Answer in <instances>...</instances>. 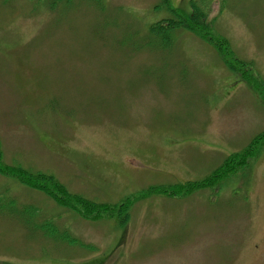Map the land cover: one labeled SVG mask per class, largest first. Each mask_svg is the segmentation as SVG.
<instances>
[{
  "label": "rangeland",
  "instance_id": "1",
  "mask_svg": "<svg viewBox=\"0 0 264 264\" xmlns=\"http://www.w3.org/2000/svg\"><path fill=\"white\" fill-rule=\"evenodd\" d=\"M194 7L199 33L149 36ZM263 131L264 0H0L3 159L95 202L134 197L88 220L0 175V205L53 229L0 208V264H264V138L189 186Z\"/></svg>",
  "mask_w": 264,
  "mask_h": 264
},
{
  "label": "trees",
  "instance_id": "2",
  "mask_svg": "<svg viewBox=\"0 0 264 264\" xmlns=\"http://www.w3.org/2000/svg\"><path fill=\"white\" fill-rule=\"evenodd\" d=\"M58 1L61 3L62 0L61 1L58 0ZM200 15L203 16L204 13H202L200 9L196 8L192 12L191 20L190 22H188V24H186V22L179 17L177 19H169V21L162 20L157 23H154L149 28V36L153 37L156 41H159L163 45V47H166V45L169 42V33L173 28H186L187 30H190L192 33H197L198 29L196 23L198 21L197 17ZM262 138H264V132L255 136L250 142V144L246 147V149L243 150L242 152L229 155L221 165H219L209 174V176L204 180V183L203 182L190 183L189 186H191V189L194 190L198 189L199 184L203 185V184H208L209 182L212 183V181L224 177L225 174L227 173V170L230 171L237 164H240V161L244 160L246 156H250V150L254 148V146ZM0 175L12 176L13 180L16 181L17 183L24 185L29 189L38 191L44 195L51 197V199H53V201L59 206L68 208L76 215H79L81 217L83 216L88 220H101L103 218H111V216L114 214H118V216L124 218L126 216L127 208L130 202H132L134 198V197H126L123 200L122 204L121 203L111 204L107 202H95L81 195L72 193L66 188L65 185L60 183L54 176L42 172H32L21 167L18 164H12L6 162L3 159L1 143H0ZM169 188L170 186L157 187L156 189H160V191L162 192H167ZM186 188L188 190H191L189 187ZM173 189L175 191V194H179L182 191V185H179V187L178 186L174 187ZM187 189H183V191H187ZM2 195L3 194L0 193V196ZM0 202H2L1 199ZM0 208H3L5 211L8 210L7 211L8 214L10 216L12 215L16 216V218H18L20 222H24L27 216H30L29 213H32L33 218L34 216L36 217L37 214L35 208L32 207L25 208L19 206L18 207L19 209H15L14 201L11 199L9 201L4 202V206L0 205ZM34 219H33V224H31L33 225V227L40 228L43 233L49 235L52 234L53 229L48 224V222L39 224L38 221Z\"/></svg>",
  "mask_w": 264,
  "mask_h": 264
}]
</instances>
